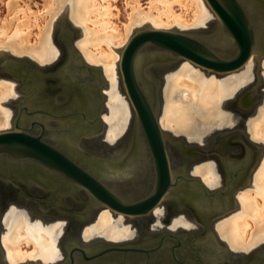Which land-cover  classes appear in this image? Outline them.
<instances>
[{"label":"bare ground","instance_id":"1","mask_svg":"<svg viewBox=\"0 0 264 264\" xmlns=\"http://www.w3.org/2000/svg\"><path fill=\"white\" fill-rule=\"evenodd\" d=\"M117 1L46 0L43 11L37 13L28 5L22 6L23 4L21 5L14 0L11 3L13 7L11 16L4 20L0 17V59L5 52H9L19 57L31 58L40 68L52 65L61 58V51L53 41L58 19L66 16L79 29L81 36L75 45L77 52L88 66L99 68L105 80V87L102 90L104 111L101 113L105 131L100 138L92 141L84 140L82 144L85 149L100 154L104 151L108 153L112 150H118L122 145L124 146L126 143H123L126 142L130 133V127L137 118L136 109L124 87L120 71L122 50L129 44L137 31L152 28L186 33L190 30H212V27L216 32L211 41L218 50L222 53H230L234 50L230 40L221 33L218 26L219 19L206 0H150L147 8L143 7L141 0H126L129 12L122 29L114 21L119 16V9L115 6ZM242 1L251 10L259 30L258 53H264L262 46L264 8L260 6L261 0ZM175 6L192 10V17L188 19L183 13H177ZM40 15L46 16V24L43 26L38 21ZM213 20L216 22L214 25L211 24ZM34 28L38 29V34L37 41L32 43ZM171 56L164 57L161 61H154L155 58L150 53L141 55L138 68L139 66L143 67L140 68L139 75L148 95H153L151 82L155 81L157 90L159 89L160 112L158 122L162 130L172 134H182L188 140L193 139L202 142L209 129L225 127L232 122V118L226 109L229 107L227 99L235 94L237 96L239 93H244L243 90L253 83L256 75L255 67L259 68L257 73L258 71L260 73L259 81H256L261 83V78L264 80V54L254 53L244 67L227 74L208 71L183 58L171 64L173 62H169ZM71 65L73 66V64ZM73 67L69 68V71H72ZM40 77L42 75H32L36 83L41 82ZM18 84L15 80L0 79V132L10 131L14 128L13 117L17 112L15 113L8 108L7 103L18 98L19 94L16 91ZM122 85L123 88L121 89ZM262 85L264 86V84ZM259 93L264 95V87L262 90L259 88ZM262 99L261 104L257 106L256 114L247 125V137L259 145L260 154L264 148V96ZM32 101L29 99L27 104ZM88 112L91 113V111ZM66 142L62 141L61 144H67ZM177 161L176 155L170 157L171 165ZM27 165L30 166L31 164H20L21 167L19 168L23 170V167ZM216 170L214 163L206 162L193 167L191 174L198 176L207 188L214 189L220 184ZM135 174L136 171L134 170L129 173V176L135 177ZM236 202L235 209L218 218L214 224L216 233L235 256L260 249L258 254L264 256V249H262L264 248V152L254 167L251 180L242 191L236 194ZM88 206L86 204L85 208ZM2 208L0 214V246L5 264H54L63 259L64 253L61 251V242H63L67 232L66 220H52L50 217H45L35 211L36 207L31 202L16 195H12L7 205H3ZM167 208L165 201L160 202L158 207L153 210L152 217L158 213H166ZM127 217L129 216L115 213L108 207H104L98 210L93 219L81 228L79 239L84 243L95 239L110 242L129 240L139 234L146 223L145 220L127 223ZM149 222L155 223L154 219ZM156 222L159 227L171 231L196 228L194 221L190 222L183 215L175 217L169 223ZM77 263L79 262L77 261ZM232 263L238 264L236 257Z\"/></svg>","mask_w":264,"mask_h":264},{"label":"flooded vegetation","instance_id":"2","mask_svg":"<svg viewBox=\"0 0 264 264\" xmlns=\"http://www.w3.org/2000/svg\"><path fill=\"white\" fill-rule=\"evenodd\" d=\"M60 56L62 57L57 62L46 68H41V82L36 83L32 78V84L29 89L37 87L36 90H38L34 91V93L30 92V100L33 101L27 104L28 106L26 107H29L30 112L40 111L47 113V116L45 115V123L46 127L49 128L85 127L86 125L88 127H93L94 134L90 137L83 138L78 150L91 154V159L97 166V176L101 178L102 182L107 183L110 188L114 189L116 196L122 203L129 204L130 201L146 200L151 194L154 183L151 177L153 174V172H151L153 170V163L150 161L148 162L144 156L141 155V150L137 149L135 131L133 129L137 126L138 118H136V121L131 126L126 142L123 143L126 144L124 146L122 145L124 148L119 145L122 148L120 147L118 150H112L108 153L104 151L105 153L101 152L102 154L85 149L82 145L84 140L92 141L96 138H100L104 133V124L101 115L97 118L100 103L99 98L96 92H94L95 94L93 93L98 87L92 90L88 87H83L85 86L83 84L66 82L65 77L62 76L64 64L68 59L65 47ZM33 70L32 68L27 70V72L33 75L37 74L36 71ZM154 84L156 85V82ZM24 86L26 85L23 84L22 87ZM97 86H100V84ZM247 90L241 93L234 103V107L236 106V109L242 115L250 112L254 108L253 102L257 101L259 95V88L256 86L248 88ZM25 97H27V95ZM16 104H20V101ZM16 109L18 113V106ZM88 111H91V113ZM25 112H27L26 109L24 110V113ZM102 112L103 102L101 113ZM17 117L18 114L15 119ZM86 117L89 121L91 120L92 123L86 124ZM238 131L237 133L222 135L208 147L191 145L179 139L168 141V144L166 143L167 147L168 145L171 146L178 160L176 166L170 163L174 178L177 175L188 178H199L191 174V169L193 167L206 161H211L215 164L216 169L220 171L222 175V184L214 189L208 188V190L211 193L220 191L225 193L224 195L219 194L221 202L218 203V206L226 210V213L234 209L237 203L236 194L248 184V179L251 177V173L254 170L258 157L257 154L259 152L258 147L252 145L245 135H243L241 131ZM205 153H207L206 156L204 155ZM168 154L170 156L169 151ZM20 164L21 163H9L6 159L0 160V214L1 210H3V205H7L12 195H16L25 201L31 202L36 207L35 211L39 214L50 217L52 220H66L67 232L63 242H61V251L64 253V256L63 259L54 264H76L77 261L79 262L77 264H211L205 259L204 250L210 248L208 228L209 226L214 228V224L218 218L215 219V217L213 218L212 216L198 212L200 207L196 202V196L188 195L185 192L187 188L193 185L186 184L183 186L185 189L181 187L182 190H177V193L168 194L161 202L165 201L168 207L166 210V212L168 211L166 223H169L175 217L184 215L190 222L194 221L193 223L196 225L195 229L171 231L167 228L164 229V227H159L154 216L152 217L153 210L158 207L159 203L149 214L135 218L127 217V223H133L134 219L138 218L141 219L135 220L134 222L145 220L146 226L144 225L139 231V234L135 235V237L120 242L95 239L84 243L79 239L81 228L93 219L94 214L98 210L105 206L99 207L94 205L90 193L81 186H74V184L69 186L60 179H53V175L49 171L42 167H37L32 163H28L31 165L23 167V170L19 168L21 167L19 166ZM103 168L108 169L104 170ZM134 170L136 171L135 177L129 176V173ZM147 178V190L145 192L143 188ZM139 188L141 192L138 190ZM86 204L91 206H88L87 209L85 208ZM74 214L75 216H73ZM169 214L170 217H172L171 219L169 218ZM151 219H154L155 223L149 222ZM159 221L164 222V219H160ZM167 234H170V236H166ZM0 258L1 261L4 259L3 256H0ZM258 258L260 259L258 260ZM263 258L264 256L256 252L250 257H238V259H236L238 264H264ZM232 261H235V257L227 260L223 264H233Z\"/></svg>","mask_w":264,"mask_h":264},{"label":"water","instance_id":"3","mask_svg":"<svg viewBox=\"0 0 264 264\" xmlns=\"http://www.w3.org/2000/svg\"><path fill=\"white\" fill-rule=\"evenodd\" d=\"M206 1L219 19L218 26L221 33L232 43L234 47L232 52L222 53L218 50L211 41L216 32L213 30L185 33L152 28L137 31L122 50L120 71L123 84L138 118L137 126L134 127L136 146L138 150H141V155L148 162L153 163L151 177L154 183L151 194L146 200L122 203L114 189L97 176L96 164L91 159V154L78 150L82 139L94 134L93 127L47 128L45 123L47 113L29 111V107L26 106L31 98L30 92L34 93L38 90H36L37 87L29 89L32 84V80H29L30 72H8L10 77L26 85L22 87V91L27 97L22 99L20 104H16L19 111L18 117L13 121L14 129L0 132V160L6 159L9 163H32L42 167L53 175V179H60L69 186L74 184L84 188L92 196L94 205L105 206L115 213L133 218L149 214L168 194L177 193V190L186 184L193 185L185 192L196 196V202L200 207L199 213L215 217V219L225 215L226 210L218 206L221 202L219 194L224 195L223 191L211 193L200 178H188L182 175L174 178L166 144L167 141L174 140V137L163 131L159 125L153 103L156 99V85L151 82L153 95H148L139 75V70L143 66L138 68L140 56L150 53L155 58L154 61H161L162 58L172 55L171 59L169 58V62L173 61L171 64L183 58L208 71L227 74L244 67L254 53L262 55L261 52L258 53L257 48L259 30L255 18L242 0ZM262 21H264L263 18ZM262 30L263 37L264 28ZM63 46L68 55L62 74L65 81L83 84L85 85L83 87L92 90L100 84L93 91L96 92L100 102L97 113L99 118L104 99L103 74L99 68L88 66L69 41L66 44L63 43ZM71 67L74 69L69 71ZM29 68H33L37 74L41 75L40 67L32 65ZM96 77L99 81L97 83ZM25 109L27 112L24 113ZM85 123H92V121L86 117ZM62 141H67V144H61ZM204 155L206 156L207 153ZM147 182L148 178L143 188L145 192ZM138 190L141 192L140 188ZM208 230L210 248L204 250L207 262L223 264L233 257L238 259V256L232 254L228 246L220 241L213 227L209 226Z\"/></svg>","mask_w":264,"mask_h":264},{"label":"rangeland","instance_id":"4","mask_svg":"<svg viewBox=\"0 0 264 264\" xmlns=\"http://www.w3.org/2000/svg\"><path fill=\"white\" fill-rule=\"evenodd\" d=\"M9 1H11V0H0V17H1L2 20H4L5 18H7L8 16L9 17L11 16L10 14H11V11L13 9L11 3L14 0H12L11 2H9ZM15 2H17V1L15 0ZM149 2H150V0H141V3L143 5V7H145V8L148 7ZM17 3H20L21 5L23 4L22 6L28 5L35 12L39 13V12L43 11L44 5L46 3V0H19ZM260 4H261L260 5L261 8H264V6H263L264 5V0H261ZM115 6L119 9V16H118L117 19L115 18L114 21L122 29L123 28V24L126 23V21H127L128 12H129V10L127 8V5H126V0H118L116 2ZM174 8H175V11L177 13H183V15L185 17H187L188 19L192 17V14H193L192 10H186V9L180 7V6H175ZM45 17H43V16L40 15L39 18H38L39 24L41 26H43V25L46 24ZM32 20H34V19L32 18ZM58 20L59 21L56 23L55 30H54V40L53 41H54L55 45L59 48V50L61 51V55H62L63 50H64L63 43L66 44L69 41L72 44V47L74 48V50L77 52V49L75 48V45H76L77 40L81 36L79 29L76 28L69 21V19L66 16L60 17ZM211 24L214 25V24H216V22H214V20H213ZM211 29L214 31V28L211 27ZM212 30H209V29H207V30H190L189 32H200V31L205 32V31H212ZM37 34H38V29L37 28H34L33 36H32V43H35L37 41ZM262 46H263V49H264V34H263V39H262ZM77 53L79 54V52H77ZM263 54L264 53H262V55ZM32 65L38 66L29 57H26V56L19 57V56H16V55L11 54L9 52H5L4 56L0 59V79L6 78L8 80H15V81H17L19 83L18 86L16 87V91L19 94L18 98L17 99H14L13 101H11L9 103H7L8 108H10L12 111H15V113L17 112V109L15 107V104L18 103L19 101H21L22 99H24L25 96H26V94L24 93V91H22V85H23V83H21L20 81L14 79L13 77H10V75H8V72L15 73L16 71H22V72L26 73L27 70L32 69V68H29ZM41 68H46V67H41ZM258 69H259L258 67H255L256 75H255V79H254L253 83H251L249 86H247L245 88V90H243V91H246L250 87L252 88L254 86H257L258 84L259 85H258L257 88H260V90H262V88L264 87L262 85V84H264V80H263V78H261V80H262L261 83H258L257 82V81H259V78H260L259 77V74L260 73L259 72H258L259 74L257 73V70ZM32 75L33 74H30L29 80H31ZM154 83H155V81H154ZM122 88H123V85H122L121 89ZM159 95H160L159 89L157 90V87H156V99H155V102H153V103H154V107L156 109L157 116L159 115V112H160V108H159L160 107V96ZM239 95H241V93H239L237 96L235 94L231 98H228L227 99V102L229 103V107H226V109L228 110V112L230 114V118H232V122L228 123V126H225V127H212L211 129H209V131L207 132V134L203 138V141L202 142L194 141L193 139L188 140L186 138V136H184L182 134L177 135V134H172L169 131H165V132L166 133H169L171 135V137H174V139L183 140L185 143H188V144H191V145H197V146H200V147H208V146H210L212 144L213 141H216L222 135H225L227 133H229V134L230 133H237V131L239 130L238 132L241 131V133L243 135H245V137L247 138V140L250 141V143H252V145L257 146L258 149H260L259 145L253 143L247 137V125H248V122L250 121V119L252 117H254V114H256V109L258 108L257 106H259V104H261V102L263 101L262 98H263L264 95H263V93H259L258 98H257V101L254 102V108L250 112H248L246 114H243V115L239 113V111L236 109V106L234 107V103H235V101L237 99L235 97H239ZM103 111H104V107H103ZM17 114L18 113H16L15 116L13 117V121H14V119H15V117H16ZM239 125H241V126H239ZM47 128H49V127H47ZM12 129H14V128H12ZM104 131H105V127H104ZM167 144H168V141H167ZM167 149H168V151L170 153V157H172L174 155V153L172 151L171 146L168 145ZM260 152L261 151H259L258 154H257L258 157H257L256 163L259 160L260 156L263 154L264 148L262 150V154H260ZM206 162H208V161H206ZM206 162H204V163H206ZM209 162H211V161H209ZM174 165L176 166L177 165V162H175ZM216 171H217V174H218V180H219V182H220V179H221V182L219 184V185H221L222 184V175L220 174V171H218V170H216ZM252 175H253V171L251 173V176ZM250 180H251V177H249L248 183H249ZM242 190H240V191H242ZM236 205H237V203H236ZM236 205H235V207H236ZM235 207H234V209H235ZM166 213H164V214H159L158 213L157 215H155L156 217L154 216V219L156 221H159V219H161V220L164 219V222H165L166 219H167V217H168V211ZM163 215H164V217H163ZM157 216H159V217H157ZM169 218L170 219L172 218V217H170V214H169ZM138 219H141V218H138ZM138 219H134V221L135 220H138ZM214 230H215V227H214ZM215 232H216V230H215ZM220 241H222V240L220 239ZM24 248H26V247H24ZM262 249H264V248H262ZM260 251H261V249L259 251L254 250V251H252L250 253L239 254L237 256L238 257H250L253 254H255L256 252H260ZM0 253H1L0 256H3V252H2L1 249H0ZM232 254H234V253H232ZM0 264H5L4 259L2 261L0 260Z\"/></svg>","mask_w":264,"mask_h":264}]
</instances>
